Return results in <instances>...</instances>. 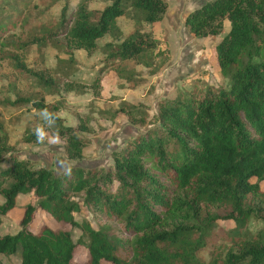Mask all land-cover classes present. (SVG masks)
<instances>
[{"label": "trees", "instance_id": "1", "mask_svg": "<svg viewBox=\"0 0 264 264\" xmlns=\"http://www.w3.org/2000/svg\"><path fill=\"white\" fill-rule=\"evenodd\" d=\"M29 1L10 0L8 11L0 5V47L8 48L4 61L12 71L36 79L39 97L16 95L0 104L37 110L42 134L25 140L44 133L63 139L65 158L79 160L89 140L77 132H92L89 115L77 112V125H63L58 102H46L43 93L88 90L97 96L108 86L106 72L129 82L126 64L148 69L163 52L168 60L167 46L152 30L167 3L99 0L103 6L98 9L89 7L94 0H64L54 27L14 41L5 32L27 26ZM120 16L132 25L121 39ZM224 20L227 31L209 60L218 83H207L200 70L185 87L174 86L159 98L151 114L118 105L110 118L120 113L131 125L148 126L112 151L105 166L73 164L57 173L33 167L18 156L0 127V222L18 195L31 199L23 206L20 228L0 235V254L18 252L20 264H74V248L81 243L85 256L75 264H264V191L259 187L264 181V0H205L184 16L183 24L198 38L219 34ZM104 36L120 40L103 44L101 63L90 77L76 78L73 51L92 55ZM32 45L66 54L58 60L64 67L43 71L38 69L42 59L35 65L38 70L25 65L22 59ZM82 208L96 229L90 220L76 218ZM36 209L77 228L82 241H73L70 231L59 226L30 230ZM251 218L262 226L251 231ZM217 219L233 226L224 231Z\"/></svg>", "mask_w": 264, "mask_h": 264}, {"label": "rangeland", "instance_id": "2", "mask_svg": "<svg viewBox=\"0 0 264 264\" xmlns=\"http://www.w3.org/2000/svg\"><path fill=\"white\" fill-rule=\"evenodd\" d=\"M17 1L21 2L23 0ZM63 1L30 0L27 9L24 10L25 15H29L30 22L28 20L25 28L17 25L11 30H6L5 35H10L14 41H20L25 40L30 33L41 32L42 28L54 27ZM164 1L167 3V8L163 19L154 23L152 30L154 37L162 38L166 42L170 54L168 60H165L166 56L165 52H163L148 69L143 68L139 64H134V62L126 64L125 73L128 72L132 76V80L129 82L119 78L120 76L112 70L106 72L105 81H108V86L106 85L105 91L97 96H93L88 90L83 92H65L60 90L57 94L43 93L46 102H58L60 108L57 111V115L61 118L63 125H77L75 116L77 112L89 115V124L92 127V132H77L80 136L89 140L82 148L81 159L69 161L65 158L63 139L47 136L44 133L40 139L34 141L25 140L34 134L38 135V132L40 135L42 134L43 130L41 128L44 124L41 122L42 115L37 110L31 106L11 107L0 104V127L6 134L8 143L14 147L20 158L31 160L33 167H43L52 170L54 173L73 164L83 167L105 166L111 161L110 153L112 151L122 149L126 139L134 136L137 132L143 131L148 126L131 125L125 116L120 113L110 118V113L113 109H116L120 104H124L128 107L145 108L147 113L151 114L155 111V104L159 98L168 95L169 92L174 90V86L185 87L191 76L203 70L196 66H189L191 62H189V57L195 51L197 52L199 46H201L200 44L206 43L208 38L190 36L183 24V18L189 8L194 7L197 1L202 3L205 0ZM10 4H12L10 0H0V5L7 11L10 8ZM102 6L103 3L99 2V0L89 3L90 8L100 9ZM14 7L20 9L21 6L16 4ZM116 23L121 30V39L130 32L132 28L131 21L127 16H120L117 18ZM224 23H226L225 26ZM227 28L228 22L224 20L219 34L221 36L224 35ZM120 39L114 40L110 36L99 38L97 40L99 51L92 55H87L83 50H74L75 77L78 79L90 77L92 75L91 72L97 69L101 63L102 55H104L102 54L103 44L106 42L118 43ZM3 49L8 48L0 47V100L4 98L12 100L16 95H35L33 96L34 98L39 97L40 90L37 87L36 79L31 75H19L12 71L7 62L4 61L6 55H4ZM39 55L42 57L38 58ZM66 58V54L49 46L38 47L32 45L22 61L34 70L42 69L43 71H48L53 69L50 72L53 73L56 68L64 67V65L58 66V60ZM38 59H42V63L38 65L40 68L36 69L37 66L35 65L38 63ZM204 71L201 75L207 83L212 85L218 83L220 79L217 75L211 73V69L206 68ZM259 187L260 190L264 191V181L259 182ZM30 200V195H18L16 197L15 206L1 216L0 235L13 234L20 228L19 220L23 212V206ZM1 202L2 197L0 196ZM215 210L219 214L222 213L219 208ZM79 217L90 220V226L96 229L90 214L83 208L76 215V218ZM40 225H46L51 228L58 226L65 228L70 231L73 241L77 239L82 241L80 231L77 228H70L65 224H60L47 213L36 209L27 227L35 231ZM216 226L226 231L233 226V223L230 220L217 219ZM261 226L262 223L258 220L251 218L249 221V229L251 231L259 229ZM84 256V246L81 243H76L72 263L80 262ZM204 256L206 257V255ZM0 261L2 264H20V255L18 252L7 255L0 254Z\"/></svg>", "mask_w": 264, "mask_h": 264}, {"label": "crops", "instance_id": "3", "mask_svg": "<svg viewBox=\"0 0 264 264\" xmlns=\"http://www.w3.org/2000/svg\"><path fill=\"white\" fill-rule=\"evenodd\" d=\"M199 4L200 3L197 1L195 3V6L194 7H190L189 10L187 11V13L189 11H191L193 8L197 7ZM187 13H185V14H187ZM225 25H226V23H224V26ZM220 36H221L220 34H217V35H208L206 37H198V38H208V41L206 43L200 44L201 46H199L198 51L197 52L195 51L194 52L195 54L193 53V55L191 57H189L190 58L189 62L191 61L189 63V66H196L199 69H203V70H206V68L210 69L209 60H210L211 51H212L213 46L220 40ZM194 38H197V37H194ZM160 39H162V38H160ZM162 40L164 41V39H162ZM163 46H167L165 41L162 44V47ZM167 49H168V46H167ZM169 55L170 54H169V49H168V59H169ZM199 69H197V70H199Z\"/></svg>", "mask_w": 264, "mask_h": 264}]
</instances>
